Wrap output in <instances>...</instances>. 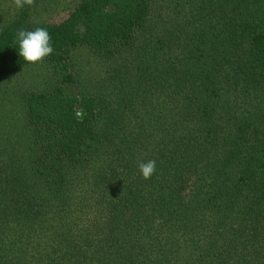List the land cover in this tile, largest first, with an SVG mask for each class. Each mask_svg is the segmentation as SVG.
Returning <instances> with one entry per match:
<instances>
[{"label": "trees", "instance_id": "16d2710c", "mask_svg": "<svg viewBox=\"0 0 264 264\" xmlns=\"http://www.w3.org/2000/svg\"><path fill=\"white\" fill-rule=\"evenodd\" d=\"M0 264H264V0H0Z\"/></svg>", "mask_w": 264, "mask_h": 264}, {"label": "clouds", "instance_id": "9594fccd", "mask_svg": "<svg viewBox=\"0 0 264 264\" xmlns=\"http://www.w3.org/2000/svg\"><path fill=\"white\" fill-rule=\"evenodd\" d=\"M17 10L25 6L34 7L35 0H13ZM15 42L18 43V55L28 64H42L53 53L52 37L47 29L37 27L35 30L20 29L16 33ZM141 177L148 180L156 171V161L141 160L137 164Z\"/></svg>", "mask_w": 264, "mask_h": 264}]
</instances>
